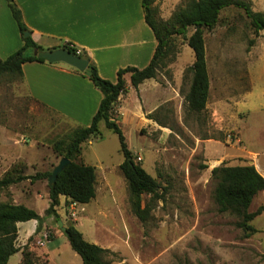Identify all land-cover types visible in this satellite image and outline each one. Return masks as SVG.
Masks as SVG:
<instances>
[{"label":"rangeland","instance_id":"obj_1","mask_svg":"<svg viewBox=\"0 0 264 264\" xmlns=\"http://www.w3.org/2000/svg\"><path fill=\"white\" fill-rule=\"evenodd\" d=\"M186 1L155 0L157 16L169 20ZM248 1L254 11L264 14V0ZM192 32L190 28L186 36L171 38L174 60L157 75L163 78L165 90L178 93L174 101L164 102L150 114L152 118L148 115L152 122L125 124L118 119L134 160L161 185L159 200L152 202L150 195L143 196V205L151 206L146 222L131 211L128 186L117 166L124 161L118 136L101 124L103 138L83 144L84 162L97 169L116 167L107 173L111 187L106 191L103 174L98 173L99 200L89 209L90 221L98 224L91 238L118 248L110 256L113 264H264V211L250 222L257 231L248 236L238 225L239 216L219 211L214 200L216 182L211 176L214 167L240 165L247 162L243 155L253 157V152L264 151V30L254 31L244 12L235 7L224 9L218 24L204 30L211 90L202 113L190 111L185 101L191 79L186 70L194 62L186 38ZM175 76L181 77L180 84ZM22 82L0 75V129L11 142L18 140L12 146L15 153L34 162L30 174L50 173L61 159L53 145L76 128L54 119L29 98ZM241 134L244 143L237 141ZM243 146L247 152L242 151ZM20 174L27 172L20 170ZM42 179L39 190L46 194L49 178ZM19 187L28 189L29 182ZM48 202L46 197L38 200L35 208L42 210ZM67 205L69 202L64 209ZM262 205L263 192L255 197L249 211ZM85 211L79 206L74 218L65 210L60 220L64 226H76ZM46 221L42 230L49 233L50 240L61 234L45 246L52 251L50 264H82L57 220L49 217ZM33 244L36 252H26L25 264H49L39 253L44 246L37 240ZM18 259L13 257L11 264Z\"/></svg>","mask_w":264,"mask_h":264},{"label":"crops","instance_id":"obj_2","mask_svg":"<svg viewBox=\"0 0 264 264\" xmlns=\"http://www.w3.org/2000/svg\"><path fill=\"white\" fill-rule=\"evenodd\" d=\"M14 2L20 9L22 20L33 40L39 46L49 50L59 48L66 43L72 44L87 54L95 64L100 77L111 82L117 81V73L120 69L145 68L155 54L158 40L145 20L142 0H14ZM23 45V35L12 16L7 0H0V58H8ZM22 71V83L27 96L50 113L54 119L72 124L74 128L90 125L103 94L88 76L63 63L27 62L23 64ZM125 80L130 86V75H126ZM175 80L180 84L181 77L175 76ZM162 83L163 78L157 76L144 81L137 88L130 86L128 92L119 98L116 108L119 121L122 120L125 124L152 122L146 117L154 113L164 102H173L178 94L174 89L165 90ZM15 141L18 143V140ZM237 141L244 143L242 134ZM16 143L11 142L8 135L2 133L0 129V179L16 164L24 165L27 172L25 176L36 175L29 173L30 169L34 168V162L13 151L12 146ZM242 151L247 152L246 146H243ZM253 153L255 155L253 157L243 155L242 158L247 159V162L243 160L240 165L251 163L264 177V151ZM82 155L83 150L81 162L87 164L82 159ZM95 168L96 196L90 203L82 205L86 211L76 228L87 241L114 253L118 248H109L91 238L98 224L95 220L91 222L90 217L93 216L89 209L93 202L99 200L98 173L103 174L102 186L106 191L111 187L107 173L116 167ZM31 180L26 179L0 190V203L12 202L16 205H24L43 216L50 204L49 190L46 194L39 190L43 179H36L34 182ZM25 182H29L30 188L21 189L19 186ZM34 194L37 199L34 198ZM45 197L49 199L47 205L42 210L35 208L38 200H43ZM69 201L70 199L65 196L60 197V203L56 207L59 215L65 213L64 205ZM92 214H95L97 220L96 213L92 212ZM98 215L101 216L100 213ZM47 224L46 221L44 226ZM37 225L36 220L17 223L15 246L19 251L10 257L7 264H11L12 258L16 256H19V259L14 264H22L25 252H30L31 255L34 254L32 252H36L33 243L45 232L42 230L37 234ZM60 236L61 234L45 243L39 251L44 258H47L49 264L52 251L45 246L58 240ZM35 259L36 256H33V260Z\"/></svg>","mask_w":264,"mask_h":264},{"label":"trees","instance_id":"obj_3","mask_svg":"<svg viewBox=\"0 0 264 264\" xmlns=\"http://www.w3.org/2000/svg\"><path fill=\"white\" fill-rule=\"evenodd\" d=\"M12 16L23 35L28 30L22 20L20 9L14 0H7ZM145 20L151 27L158 40V45L150 63L145 68L126 67L117 73V81L111 82L103 79L98 74L95 64L87 54L70 43L59 48H65L75 55H79L89 61L90 75L88 76L94 85L102 92L103 98L99 108L89 126L78 127L72 130L66 137L58 140L53 145L54 152L61 158L70 162L58 174L56 182L49 185V207L41 216L35 210L24 205H16L12 202L0 203V264H7L10 257L19 251L15 246L17 237V223L36 220L38 222L36 233L41 232L44 222L49 217L60 220L56 207L60 203V197L65 196L71 201L81 205L90 203L96 196L97 174L92 165L78 161L82 154L83 144L94 139H102L101 124L115 133L120 141V151L124 161L120 165V171L127 183L129 190V203L132 213L142 222H146L151 213L149 204L143 205V196L150 195L151 201L161 198V185L156 178L151 176L140 163H137L129 150L126 138L118 122L116 107L119 98L125 95L129 87L137 88L144 81L156 78L159 71L168 66L174 60V48L171 38L175 35L186 36L188 30L193 28L192 34L186 38L187 45L194 52V62L186 70L191 75L190 87L185 101L190 111L202 113L206 110L210 94V76L206 60L205 29H213L219 22L221 12L224 9L235 7L242 10L249 20L254 31L264 30V14L256 12L248 0H187L183 7L176 10L169 20H162L157 16L155 0H142ZM24 45L18 51L6 59L0 58V75L7 74L23 81L22 66L27 62H46L38 58L37 53L45 50L39 46L32 36L24 37ZM253 44V41H251ZM32 50V54L28 51ZM78 71V70H77ZM130 75V86L125 76ZM152 118V115H149ZM20 167V169L18 168ZM25 171L23 164H16L0 179V190L7 189L12 184L26 179L49 178L50 173H37L29 177L20 174ZM212 179L216 182L214 200L222 213L230 212L241 218L238 225L249 236L257 230L250 224L264 211V206H259L256 211H249L255 197L264 192V177L254 165L229 166L222 164L211 171ZM63 232L69 241L72 250L82 260V264H113L110 259L114 255L109 249L87 241L83 234L70 224ZM28 261L25 252L22 264ZM189 264V263H180Z\"/></svg>","mask_w":264,"mask_h":264},{"label":"water","instance_id":"obj_4","mask_svg":"<svg viewBox=\"0 0 264 264\" xmlns=\"http://www.w3.org/2000/svg\"><path fill=\"white\" fill-rule=\"evenodd\" d=\"M24 37L31 36V33L27 30L23 34ZM37 57L44 59L47 63L56 64L63 63L72 68H75L79 72L85 74L86 76L90 75L89 61L79 55H75L71 51L65 48H55L49 50H41L37 53ZM70 161L66 158H61L59 164L55 166L52 171V174L49 177V185H53L56 182L58 174L67 166ZM250 165H252L250 163ZM60 229L65 232L66 227L62 220L57 221Z\"/></svg>","mask_w":264,"mask_h":264},{"label":"built area","instance_id":"obj_5","mask_svg":"<svg viewBox=\"0 0 264 264\" xmlns=\"http://www.w3.org/2000/svg\"><path fill=\"white\" fill-rule=\"evenodd\" d=\"M81 51L78 50V54L80 53ZM81 206V204H79L78 202L76 201H69V205L66 206V212L69 216L71 217H77V209L78 207ZM50 235L48 232H44V234L42 235V237L40 239H38L37 241V244H39L40 246H43L45 243L49 242L50 239H49Z\"/></svg>","mask_w":264,"mask_h":264}]
</instances>
